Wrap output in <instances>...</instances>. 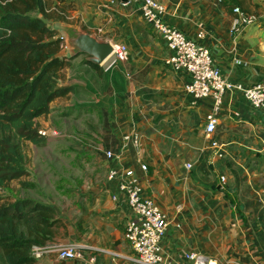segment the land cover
<instances>
[{
	"label": "crops",
	"instance_id": "1",
	"mask_svg": "<svg viewBox=\"0 0 264 264\" xmlns=\"http://www.w3.org/2000/svg\"><path fill=\"white\" fill-rule=\"evenodd\" d=\"M141 1L67 0L60 4L66 10L64 21H48L61 37L65 26H76L98 39L124 43L128 58L113 64L106 61L99 66L101 71L87 62L86 55L70 58L58 86L73 90L53 100L49 113L37 119L40 129H55L60 135L51 141L48 137L43 146L24 141L28 172L37 174L35 162L39 160L52 170L63 160V143L98 144L117 151L123 134L137 132L140 147L128 146L120 164L133 170L143 193L168 216L170 224L162 240L167 260L181 262L184 251L195 249L219 264L260 263L244 255V250L251 255L254 251L250 250L252 239L246 236L248 218L258 221L261 214L264 218V210L259 209L264 208V109L253 107L240 92L227 93L215 133L226 145L224 157L218 158L206 148L197 129L204 128L212 99L195 100L185 91L189 76L165 66L169 50L142 18ZM160 1L166 8L165 21L208 46L228 80L246 86L264 81V0H224L221 4L213 0ZM235 5L258 16V21L233 30ZM200 31L206 33L205 39L198 38ZM63 53L70 57L66 47ZM73 153L92 159L88 170L80 172L82 176L65 183L53 180L46 186L27 175L19 180L31 181L40 195L20 197L52 205L61 225L51 244H77L84 257L61 260L51 251L34 264L121 263L131 253L125 229L133 212L115 183L106 180L108 164L100 155L77 149ZM248 160L255 164L253 169L245 166ZM78 163L84 165L83 160ZM186 163L192 168L187 169ZM141 164L147 165V171ZM80 165L72 169H81ZM19 180L11 181L9 187H19ZM51 184L59 190L45 194L41 189L52 188ZM226 190L243 205L242 211L231 206ZM218 206L226 212H214ZM203 210L206 214L201 215ZM238 233L242 243L233 247L228 240L231 236L237 240ZM89 256H94V263L87 262ZM0 264H4L1 255Z\"/></svg>",
	"mask_w": 264,
	"mask_h": 264
},
{
	"label": "trees",
	"instance_id": "2",
	"mask_svg": "<svg viewBox=\"0 0 264 264\" xmlns=\"http://www.w3.org/2000/svg\"><path fill=\"white\" fill-rule=\"evenodd\" d=\"M66 1L0 0V255L4 264H34L32 245L52 242L61 225L52 205L30 197L4 196V192L11 181L29 173L24 141L46 143L48 137L38 134L37 119L49 113L53 100L73 90L58 86L70 57L63 53V38L48 24L54 18L64 21L66 10L60 4ZM19 184L32 185L22 180ZM225 193L231 206L242 211L243 205L231 192Z\"/></svg>",
	"mask_w": 264,
	"mask_h": 264
},
{
	"label": "built area",
	"instance_id": "3",
	"mask_svg": "<svg viewBox=\"0 0 264 264\" xmlns=\"http://www.w3.org/2000/svg\"><path fill=\"white\" fill-rule=\"evenodd\" d=\"M221 4L224 0H213ZM142 18L154 28L163 38L169 50L164 64L174 72H182L189 76L185 91L195 100L211 98L212 110L206 115L204 126V141L206 148L212 150L218 158L224 157L225 144L215 137L220 122L223 98L229 92H240L250 104L257 109H264V81L246 86L241 82L228 80L219 66L215 64L213 53L208 46H202L191 39L184 31L168 24L164 19L165 5L160 0H142L140 4ZM233 30L240 31L247 25L258 21V16L244 11L239 5L233 7ZM206 33L200 31L199 39H205ZM113 52L106 60L110 63L123 62L128 58L126 44L111 42ZM38 134L44 137H58L55 129H38ZM128 146L140 147V135L137 132L126 133L121 137L117 151L105 149L101 145H80L83 150L100 155L107 162L106 180L115 183L117 189L124 194L130 210L133 212L125 229V238L131 247L130 255L117 264H219L217 260L195 249L183 252L181 262H170L163 253L162 240L170 221L161 206L151 197L143 193L142 187L132 169L120 164L124 151ZM187 169L192 168L186 163ZM141 169L147 171V165L141 164ZM222 184L226 178L221 177ZM116 198V196H113ZM51 251H55L61 260H78L84 257L81 246L69 244H35L30 249V255L41 259ZM88 263H94V256L87 258ZM260 264V263H253Z\"/></svg>",
	"mask_w": 264,
	"mask_h": 264
},
{
	"label": "rangeland",
	"instance_id": "4",
	"mask_svg": "<svg viewBox=\"0 0 264 264\" xmlns=\"http://www.w3.org/2000/svg\"><path fill=\"white\" fill-rule=\"evenodd\" d=\"M256 14L259 15V13H256ZM197 130H198L199 141H200L201 138H204V133H203L204 128L200 127ZM197 130H196V133H197ZM48 140L49 141L53 140V137H51ZM44 144L39 145V146H43ZM23 148L25 150L24 143H23ZM60 148H62L61 152H62L63 160L62 161L58 160L57 161V165H54L52 170L51 169L48 170L49 168H51L50 165H47V164L44 165L39 160V161L35 162V168H37V171H36L37 174L34 176V175H31V174L28 173V175L30 177L31 176L32 177L33 176L36 177L37 181L40 180L41 183L46 184V186H48V184L50 182H52L53 180H57V182H59V183L61 181H62V183H65L67 181H74L75 177L82 176V175H80L81 171L88 170V167L92 165V159L91 158L87 159L85 154L82 153L83 151L87 152V150H83L80 146H78L77 142H75V144H72V142L63 143V145H61ZM73 149H75V150L77 149V151L81 152L82 154H78V153L74 154L73 153ZM88 152H90V151H88ZM91 153H93V152H91ZM79 160H83L84 161V165H80L78 163ZM87 163H89V165H87ZM75 165H80L82 168L81 169H78V168L77 169H72V168H75L74 167ZM245 166L247 168L253 169L255 167V164L252 162V160H248L246 162ZM40 168H41V170H44V171H40ZM63 168H64L65 171H62ZM64 176H65V178H64ZM67 177L70 178V180H67L66 179ZM25 182H31V181H27L26 180ZM31 184L32 185L28 186V187H25V186L23 187V186L20 185L17 188L16 187H13L12 189L10 187L6 188L5 192H4V194H5L4 196H9V197L16 198V197H20V196L27 195V194H30V193L35 195V196H37V194L40 195L39 189L35 186V184H33L32 182H31ZM52 186H53V184H51V187ZM225 187H226V185H225ZM41 190L43 192L45 191V194L47 193V194L50 195L51 192L55 193L56 192L55 190L58 191L59 189L54 188V187H52V188L45 187V188H43ZM224 208L225 207L218 206L217 209L214 210V212H219V213H223L224 212L225 213L226 209H224ZM259 209L261 211L264 210V208H259ZM204 211L205 210H203V213L200 212V214L201 215L206 214ZM262 217H263V214L260 215V219L258 221L253 220L254 217H252V216L250 218H248L249 221H247V225H246V236L250 237L252 239L250 241L251 245H252V246H250V250L251 251L254 250V251H253V253L251 255L250 253H248V251L244 250L245 252H247L244 255L253 256V259L256 258V260L260 261V264H264V218H262ZM214 222L216 223L217 220L215 219ZM232 234L234 236L235 233H232ZM239 234L240 233H238V235ZM233 236H231L229 238L228 244H232L233 247H236L237 243L238 244L242 243V237L243 236L239 235L240 237H238L237 240L235 238L233 239ZM253 242H255V243H253ZM220 251H222V249H220ZM222 252H224L223 253L224 254L223 258L226 257L225 260H227V259L229 260L230 256L227 257V255L225 254V251H222Z\"/></svg>",
	"mask_w": 264,
	"mask_h": 264
},
{
	"label": "water",
	"instance_id": "5",
	"mask_svg": "<svg viewBox=\"0 0 264 264\" xmlns=\"http://www.w3.org/2000/svg\"><path fill=\"white\" fill-rule=\"evenodd\" d=\"M119 2L125 4L129 0H119ZM63 32L64 46L68 49L70 58L83 54L87 56L88 61L100 66L113 52L111 42L98 39L76 26H65Z\"/></svg>",
	"mask_w": 264,
	"mask_h": 264
}]
</instances>
